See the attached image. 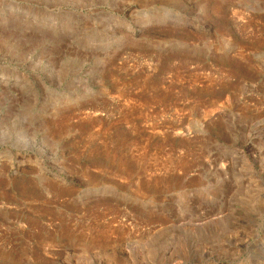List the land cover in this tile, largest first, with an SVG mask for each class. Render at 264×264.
<instances>
[{
  "label": "rangeland",
  "instance_id": "obj_1",
  "mask_svg": "<svg viewBox=\"0 0 264 264\" xmlns=\"http://www.w3.org/2000/svg\"><path fill=\"white\" fill-rule=\"evenodd\" d=\"M0 264H264V0H0Z\"/></svg>",
  "mask_w": 264,
  "mask_h": 264
}]
</instances>
